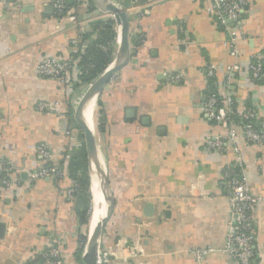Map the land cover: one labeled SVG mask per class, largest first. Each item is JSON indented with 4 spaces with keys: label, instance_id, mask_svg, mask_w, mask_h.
<instances>
[{
    "label": "crops",
    "instance_id": "0c3cea01",
    "mask_svg": "<svg viewBox=\"0 0 264 264\" xmlns=\"http://www.w3.org/2000/svg\"><path fill=\"white\" fill-rule=\"evenodd\" d=\"M113 1L128 16L130 56L95 103L94 136L114 198L101 250L111 253L108 264H237L223 250L230 219L223 172L234 151L207 148L208 136L225 131L202 111L208 93L222 97L225 66L234 62L225 25L206 11L210 0ZM55 3L0 0V163L7 169L0 177L10 180L0 190V222L6 225L0 264H41V254L53 247L63 264H82L87 241L78 188L82 168L72 163L87 166V160L73 111L114 60L119 30L112 14L91 0H66V9ZM227 24L241 35V70L232 78L236 107L252 108L254 126L263 129L264 79L252 81L247 68L264 53V0H245L240 19ZM90 49L92 57L109 55L87 82ZM46 57L86 71L79 76L71 70L65 80L43 77L38 65ZM208 65L217 66L214 77L207 76ZM169 74L180 78L172 81ZM235 128L250 191L264 196V143L246 142ZM46 166L61 174L30 178ZM251 218V264H264V202L252 208ZM203 248L213 250L198 259L194 252Z\"/></svg>",
    "mask_w": 264,
    "mask_h": 264
},
{
    "label": "built area",
    "instance_id": "2783aa9c",
    "mask_svg": "<svg viewBox=\"0 0 264 264\" xmlns=\"http://www.w3.org/2000/svg\"><path fill=\"white\" fill-rule=\"evenodd\" d=\"M55 5L58 9L67 8L66 0H56ZM244 6L245 0H210V5L206 7L207 12L214 14L225 25L228 36L226 38V45L229 55L234 59V62L225 66L223 82L219 85L224 90L222 97L214 90L205 96L202 104V111L206 117L225 131L222 135L216 134L208 136L205 139L207 148L221 154L227 148H232L234 151L233 161L226 165L223 172L226 187L229 191L230 203L227 240L223 250L228 252L236 260L237 264H251L252 262L254 252L252 248L253 221L251 211L256 204L264 202V196L254 195L250 191L243 157L235 142V126L239 125L246 142L264 143V128L257 129L254 126L253 119L255 114L253 109L243 108L239 111L233 98L232 78L235 73L241 70L239 63L236 62L239 57L237 40L240 33H238L236 28L229 27L227 23L228 21H238ZM69 19L73 21L74 16H69ZM252 58L247 72L252 81L258 82L264 79V53L253 56ZM87 66L90 68L92 64L89 62ZM71 70H74L79 76H81L80 74L83 71H86L83 66L77 63L69 64L55 57H46L38 65L39 75L58 80L67 79ZM216 70L217 66L208 65L206 68L207 76L214 77ZM168 77L170 80L175 81L180 78V75L169 74ZM38 151L45 160L51 158L50 152L43 144L38 146ZM6 170L5 166L0 163V175L1 172ZM60 174L56 166H46L33 171L30 174V178L32 180L42 177L58 178ZM9 185L10 180L8 178L2 179L0 177V190L1 187H7ZM212 250V248H203L196 250L194 253L200 259L204 254ZM110 254L100 250L101 264H108ZM41 264H63L59 256V251L53 247L43 252L41 254Z\"/></svg>",
    "mask_w": 264,
    "mask_h": 264
},
{
    "label": "water",
    "instance_id": "95a60500",
    "mask_svg": "<svg viewBox=\"0 0 264 264\" xmlns=\"http://www.w3.org/2000/svg\"><path fill=\"white\" fill-rule=\"evenodd\" d=\"M70 3L73 0H68ZM99 8L112 14L119 30V43L114 60L85 88L78 104L73 111V119L82 132L86 152L89 177L94 170L100 184L102 206L104 215L94 224L90 237H88L81 254L82 264H101L100 250L103 230L108 222L113 208L114 198L108 183L107 171L101 164L95 144L93 128L84 120L83 112L90 101L97 100L99 94L109 82L111 77L123 68L130 56L128 29L129 20L124 8H120L113 0H91ZM230 23V21H228ZM6 225L0 222V237L5 233Z\"/></svg>",
    "mask_w": 264,
    "mask_h": 264
},
{
    "label": "trees",
    "instance_id": "16d2710c",
    "mask_svg": "<svg viewBox=\"0 0 264 264\" xmlns=\"http://www.w3.org/2000/svg\"><path fill=\"white\" fill-rule=\"evenodd\" d=\"M93 49H90L88 53L85 55V59L88 58V63L90 62L92 64L91 70H88V72H85V80L88 82L92 77H94L98 72H100L102 69L105 68L107 61H108V54L97 52L96 54L91 55V51ZM94 66V67H93ZM89 69V68H88ZM88 75H87V74ZM90 73V74H89ZM87 75V76H86ZM237 119V118H236ZM254 123V122H253ZM81 157H85V153L82 151ZM86 161L83 162H72L73 165H76L77 169L80 167L82 168V176L78 179L79 181V190L82 194L79 196V200L83 203V210L80 213L81 217V223L87 224L88 222V216H89V210H90V203L92 202V196L91 191H89V177L87 176V166L85 164ZM76 177V176H75Z\"/></svg>",
    "mask_w": 264,
    "mask_h": 264
},
{
    "label": "bare ground",
    "instance_id": "6f19581e",
    "mask_svg": "<svg viewBox=\"0 0 264 264\" xmlns=\"http://www.w3.org/2000/svg\"><path fill=\"white\" fill-rule=\"evenodd\" d=\"M119 33V32H118ZM117 38V37H116ZM116 41V40H115ZM95 99L90 101L88 105L86 106L84 112H83V118L84 120L93 128V131L95 132V124H94V115H95ZM97 153L99 156V160L102 165H104L101 153L99 151V143L98 140L95 141ZM90 191L92 196V202L90 203V210H89V224H88V237H90L92 230L94 228V224L100 220V218L103 217V206H102V195L100 192V184L99 179L93 170L90 173Z\"/></svg>",
    "mask_w": 264,
    "mask_h": 264
},
{
    "label": "rangeland",
    "instance_id": "374dc122",
    "mask_svg": "<svg viewBox=\"0 0 264 264\" xmlns=\"http://www.w3.org/2000/svg\"><path fill=\"white\" fill-rule=\"evenodd\" d=\"M96 116H97V114H96ZM95 115H94V126L96 127V123H95ZM88 224H89V216H88V222H87V224L84 226V231H85V234H86V236H87V232H88Z\"/></svg>",
    "mask_w": 264,
    "mask_h": 264
}]
</instances>
